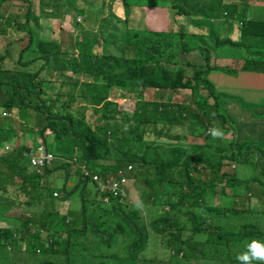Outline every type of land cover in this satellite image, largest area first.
<instances>
[{
	"label": "trees",
	"instance_id": "1",
	"mask_svg": "<svg viewBox=\"0 0 264 264\" xmlns=\"http://www.w3.org/2000/svg\"><path fill=\"white\" fill-rule=\"evenodd\" d=\"M13 1L0 0V37H6V44L0 39V147L10 146L18 136L14 124L23 125L34 111L40 122L33 141L39 136L46 146L49 138L53 159L31 165L23 143L17 155L12 149L0 153V223L13 220L8 213L18 206L26 211L18 227H0V264H139L152 238L163 239L176 264H237L243 244L264 243V101L253 94L256 75H264V19L250 9L255 0H120L125 27L107 36L98 31L105 0H38L33 19H45L37 35L27 17L31 1L21 0L29 6L23 22L6 13ZM136 6L167 8L185 24L171 23L167 31L134 25L129 16L139 12ZM65 8L82 24L77 38L83 47L74 54L63 50L62 39L56 42ZM108 21L113 29L121 22ZM52 23L58 29L49 33ZM11 31L20 33L13 42L25 44L16 66L4 69ZM220 47L247 48L244 56H250L235 69L222 66L215 52ZM66 55L70 59L60 61ZM222 85L238 86L239 94L220 90ZM149 90L161 95L158 102L144 98ZM178 90H190L193 104L172 103ZM119 94L134 102L131 113L116 109L112 99ZM69 100L80 103L73 112L66 109ZM15 110L19 119L12 120ZM206 130L221 135H204ZM120 169L141 176L137 202L128 200L123 181L132 178L122 179ZM3 173L10 174L9 182ZM42 179L45 187L39 186ZM59 180L70 184V192L51 187ZM74 189L80 211L59 214L56 202L67 201ZM248 195L260 207L237 209L236 199ZM38 202L46 211L36 210L35 220Z\"/></svg>",
	"mask_w": 264,
	"mask_h": 264
},
{
	"label": "rangeland",
	"instance_id": "2",
	"mask_svg": "<svg viewBox=\"0 0 264 264\" xmlns=\"http://www.w3.org/2000/svg\"><path fill=\"white\" fill-rule=\"evenodd\" d=\"M31 1L32 7L33 9L30 7V11L27 14L28 19L30 20L31 23V28H32V32L34 34H38L39 33V29L38 27H42L40 25H43L44 22V15H39V18L41 19V21H34L33 16H34V12L37 9L38 6V0H29ZM56 2L59 0H55ZM72 2L75 3L77 2V0H68V2ZM88 2H90V0H87ZM240 1H244V0H240ZM54 2V1H53ZM239 2V0H236L235 3ZM19 3V4H18ZM21 0H14L13 1V5L12 6H7L5 5V10L6 13H8V15H16L18 16V21L23 22L24 18L26 17L25 13L28 10V5L26 3H22ZM23 5L21 6V8H18V5ZM89 7H91V10L96 11L97 7L96 4H92V3H88ZM103 7V14L102 17H104L102 22L103 27L101 28V31L104 35H110L111 34V30H113V32L115 33H121L123 31L124 23V17L123 16V7H122V3L120 0H105V2L102 4ZM137 10H139V7L136 6L135 7ZM156 8V7H154ZM251 11H254L255 13V18H263L264 19V0H255L253 2V6H251ZM72 9L71 8H65L64 9V17H63V21H62V28L61 30L56 34V42L59 41L58 38L62 39V44H63V50H65L67 53L69 54H74L77 53L78 48L77 47H83L81 45V43L79 42L78 38L80 35V27H82V24L77 21V23L73 22V15L71 13ZM142 13L144 14V17L142 15ZM5 15V12H4ZM141 15V16H140ZM130 19L132 17V19L134 20V25L138 24V26L140 27H145L148 30L151 31H167L170 26L171 23H173L174 27L178 24V25H183L185 24V19L176 16V14L170 13V11L166 8H158V10L156 9H152L149 7H144L142 9V11L139 10V12L134 13L133 15L130 14ZM110 18H113V21L115 20H120L121 22L118 23L116 25V28L113 29L111 26H113L108 20ZM117 18V19H115ZM108 19V20H106ZM50 20H47V23ZM53 24V23H52ZM50 25L47 28V31L49 33H52L53 31L57 30V24H53ZM81 24V25H80ZM85 29H88L85 27ZM91 31H96V30H91ZM191 32H194L195 30L193 28H190ZM10 36L12 42L14 41V37H18L20 35V33H16V32H7L6 36ZM71 35L74 36V39L71 41ZM44 36V35H42ZM114 36V35H113ZM115 37V36H114ZM5 36H1L0 39L6 44V40H5ZM26 38V37H25ZM233 41H238L239 40V36L237 34H234L233 36H231ZM69 43H68V41ZM68 43V44H67ZM25 42L24 41H17V42H13L12 45L10 46L11 49V59H4V66H6L4 69H13V67L16 66V61L18 60V55L17 53L21 50V48L24 46ZM75 46V47H73ZM1 51H2V46H0ZM112 53H115V50H111ZM215 52L218 54L216 59L218 60V62L222 65V66H229L230 64V68H237L240 64H242L243 61V57L247 58L250 55H245V53H247V48H240V50L237 48H228V47H220L218 49L215 50ZM76 57V56H75ZM68 59H70V55H66V57H62L60 58V61H67ZM184 60H191L188 57L183 58ZM195 60V59H194ZM215 59L212 57L211 62L213 64H215ZM245 60V59H244ZM216 65V64H215ZM67 75H71L70 71L66 72ZM255 75V74H254ZM81 79V78H80ZM211 79V76H210ZM84 78L81 79V81H83ZM212 80V79H211ZM256 85L253 88V94H254V98L255 99H262L264 101V81H260L259 78L255 79ZM221 85V84H220ZM218 88L222 91H226L228 93H233L235 95L239 94L237 92L240 91V88L237 87H232L231 85H222L221 87L218 86ZM159 91V90H158ZM160 94L149 90L147 92H145L144 98L145 99H152L156 102H158L160 100ZM241 97H244V95H240ZM245 98V97H244ZM246 99V98H245ZM75 100V99H74ZM170 100L172 103L175 104H179V103H185V104H193V97L192 94L190 92V90H178L175 94L170 96ZM112 101L114 103H116V109L120 110V111H124L126 113H131L134 107V102L127 99L126 97L121 96V94L117 95L114 99H112ZM162 101H165V99H163ZM68 103L70 104V100L68 101ZM80 105V103L75 102L72 103L68 106V108H66L68 111L73 112L75 107H78ZM30 111V110H27ZM11 118L10 119H19V115L17 113V111L15 110L14 112H11ZM8 115V114H6ZM87 115V122L91 125V126H95L96 125V118L95 116H91L89 114V111L86 112ZM9 116V115H8ZM40 122L39 120V115L36 112H31L30 114V119L25 120V122L23 123V125L19 126L18 124H14V128H18L16 131L18 133L17 138H12L11 141H9V150L7 151H11L12 149V155H17L19 153L20 150V145L23 143V145H25L26 147H28L29 149H33L35 148L37 145V143H41L42 140L39 139V136L36 138V141H33L34 138L36 137V134L33 135V130H36L38 127V123ZM213 126L216 128L218 125L217 124H213ZM219 128V127H218ZM148 128L146 129L147 132ZM208 130V129H207ZM206 133H203L204 135L206 134H212L211 132L207 131ZM210 130V128H209ZM22 134H21V132ZM46 134H49V131L46 132ZM147 138L151 139L152 135L150 133H146ZM203 134H201L203 136ZM23 135V136H22ZM224 138H230L231 134L228 133L227 135H223ZM47 138V137H46ZM45 138V139H46ZM47 140V141H46ZM45 141L47 142V144L49 143L51 146V142L50 139H46ZM158 141H164V139H158ZM46 144V146H47ZM50 150V147H47ZM4 151L3 148L0 147V153H2ZM25 156V154H24ZM103 164H105V162H102ZM75 166V165H74ZM228 168H231L230 166H225L224 169L225 170H229ZM205 169V168H202ZM132 171H135V167L133 166ZM232 171V168L229 172ZM72 172V170H71ZM208 173L207 170H205L203 172V175L200 176V179H205L206 174ZM4 176L6 177L5 179H7L10 174L9 173H3ZM131 178L132 180H124L123 184L127 190V198L129 201L132 202H137V200L139 199V193L143 190V182H142V178L141 176L136 175L134 172H131ZM61 177H63V175H59ZM74 176V175H73ZM12 179L14 180H20L19 177H17V174H13L12 175ZM74 179V177H73ZM8 182L10 181L9 179H7ZM6 180V181H7ZM5 181V183H6ZM61 180H59L58 182H53V185L51 186L53 189L57 190V192L59 194H63V190H65V192H70V184L67 185H63L61 184ZM68 183L70 182V179L68 180ZM10 184V183H9ZM40 187H45L46 186V182L45 179H42L39 183ZM72 185H74L73 183H71ZM17 185H19V183H17ZM10 187V191H13V188L9 185L8 188ZM93 185H91L90 182H86L85 183V188L87 191L92 190ZM73 189V188H72ZM71 189V190H72ZM20 193V192H19ZM21 194V193H20ZM253 197L248 195V199H244V200H240V199H236V208L237 209H241V208H253V209H257L258 206L260 207V204H256L255 200L254 203L255 204H250L249 201H252ZM219 197L216 196L213 199V204L214 205H218L220 204L219 201ZM56 208L57 211H59V214L64 215L63 213L66 212V210L68 209L69 211L72 212L73 214H78V212L80 211L81 208V201H80V194H79V189H74L72 195H69V198L67 201H57L56 202ZM32 214L34 219L37 220L38 219V214L37 212H35L36 210L39 212L40 211H46L45 209V204H43L42 202H38L36 205ZM26 211H23V206L20 207H16L15 209H13L12 211H10L8 213V215H10L9 217L13 220H10L9 222H3L0 223V227H18L20 225V223H18V219H21L23 221L24 218V214ZM69 218H72V216H69ZM32 229H34L36 226H31ZM153 244V245H152ZM245 244H243L238 250H240L241 252H243L245 250ZM187 248V247H186ZM236 251V250H235ZM174 253V252H172ZM145 259L146 264H176V260L172 259L171 256V251L170 249H167V246L164 245L163 243V239H158V238H152L151 239V247L148 248L147 252L145 253L144 258H141V261L139 264H145L143 262V260ZM203 263H206L207 260L204 259L202 260ZM214 264V263H212ZM217 264H225L224 262H218Z\"/></svg>",
	"mask_w": 264,
	"mask_h": 264
},
{
	"label": "clouds",
	"instance_id": "3",
	"mask_svg": "<svg viewBox=\"0 0 264 264\" xmlns=\"http://www.w3.org/2000/svg\"><path fill=\"white\" fill-rule=\"evenodd\" d=\"M239 2L241 4H247L248 1H240ZM79 21V20H77ZM213 136H219L221 135V133H219L218 131H213ZM40 143V142H39ZM42 144V143H40ZM39 144V145H40ZM37 145L35 148L33 149H30V151H35V149L39 146ZM44 145V144H43ZM45 146V145H44ZM46 147V146H45ZM47 149V148H46ZM4 150H9V146H6L4 148ZM48 151V150H47ZM29 152H26L25 153V156L28 155ZM49 152V151H48ZM28 159H29V156H27ZM30 161V160H29ZM75 168V166H73L72 170ZM127 170H129V168H127ZM131 172L129 171H126L124 169H120L117 174L118 175H121L124 179L126 178L127 176L130 175ZM127 181L130 180V179H126ZM109 182V181H107ZM116 187L115 184L113 185H108L107 188L109 189H114ZM106 188V186H104L102 189ZM236 261H237V264H264V243L260 242L259 240H256V239H252L250 240L249 242L246 243L245 245V250L241 253H238L236 255Z\"/></svg>",
	"mask_w": 264,
	"mask_h": 264
},
{
	"label": "built area",
	"instance_id": "4",
	"mask_svg": "<svg viewBox=\"0 0 264 264\" xmlns=\"http://www.w3.org/2000/svg\"><path fill=\"white\" fill-rule=\"evenodd\" d=\"M27 156H29L30 163L33 166L49 165L53 159V155L47 151L43 144H40L35 151H30Z\"/></svg>",
	"mask_w": 264,
	"mask_h": 264
},
{
	"label": "crops",
	"instance_id": "5",
	"mask_svg": "<svg viewBox=\"0 0 264 264\" xmlns=\"http://www.w3.org/2000/svg\"><path fill=\"white\" fill-rule=\"evenodd\" d=\"M152 9H156V10H158V8H152ZM159 9H160V8H159ZM164 9H165V8H164ZM256 76H257L256 79L259 78L260 81H263V80H264V78H262L264 75H259V74H257ZM256 83H258V82H255V84H256ZM14 180H15V179H14ZM9 188H10V187H9Z\"/></svg>",
	"mask_w": 264,
	"mask_h": 264
}]
</instances>
